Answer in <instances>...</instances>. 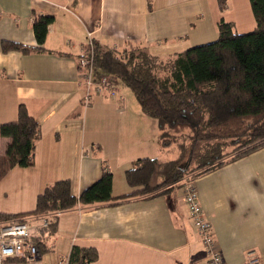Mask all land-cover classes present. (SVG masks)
I'll list each match as a JSON object with an SVG mask.
<instances>
[{"label":"crops","instance_id":"obj_1","mask_svg":"<svg viewBox=\"0 0 264 264\" xmlns=\"http://www.w3.org/2000/svg\"><path fill=\"white\" fill-rule=\"evenodd\" d=\"M249 5L227 0L221 10L218 0H0V124L15 121L24 104L41 133L33 164L13 166L0 178V212L34 210L37 195L60 179H70L78 196L103 171L113 174L112 195L120 197L132 190L124 172L134 160L163 150L174 152L172 160L179 157L175 144L161 146L157 121L117 81V97L97 95L83 107L77 59L88 32L103 47L140 45L165 59L215 40L220 19L236 29L252 26ZM36 14L53 17L44 50L3 53V40L36 46ZM9 141L0 137L4 153ZM187 177L162 194L60 212L47 238L50 248L28 264H67L73 245L97 249L98 259L89 264H207L183 201ZM192 184L223 264H244L250 250L264 264V147L194 176Z\"/></svg>","mask_w":264,"mask_h":264},{"label":"trees","instance_id":"obj_2","mask_svg":"<svg viewBox=\"0 0 264 264\" xmlns=\"http://www.w3.org/2000/svg\"><path fill=\"white\" fill-rule=\"evenodd\" d=\"M227 0H218L221 10ZM255 25L252 31L236 32L223 19L217 24L216 40L174 52L167 58L151 54L145 46L130 44L123 51L94 43L96 69L112 75L130 89L141 110L157 121L159 143L175 144L179 157L164 161L139 158L125 170L132 189L120 197L112 195L113 174L101 177L78 196L70 179L46 186L27 213L0 212V222L17 221L27 215L62 212L78 204H104L117 200L162 194L188 175H199L264 147V0H249ZM49 15L34 16L32 31L36 46L1 41V51L29 53L44 50ZM0 135L10 139L5 159L0 160V178L13 166L33 164L39 124L24 104L15 121L0 124ZM229 144L233 149L227 151ZM173 185V186H172ZM58 215L32 239L40 253L48 251L47 238L57 229ZM94 247L73 245L67 264H89L98 259ZM2 264H28L8 258Z\"/></svg>","mask_w":264,"mask_h":264},{"label":"built area","instance_id":"obj_3","mask_svg":"<svg viewBox=\"0 0 264 264\" xmlns=\"http://www.w3.org/2000/svg\"><path fill=\"white\" fill-rule=\"evenodd\" d=\"M77 66L79 69V82L83 86L84 91L81 98L83 107H88L92 98L97 95L107 94L110 98L118 96L114 87L115 78L108 73L99 71L95 67L94 41L92 40L91 32L87 33L82 53L77 59ZM118 98L120 99L121 97ZM183 194V201L196 227L198 239L206 252L207 264H223L222 256L217 250L215 240L212 237L210 223L203 216V210L192 182H185ZM59 213L33 214L17 221L0 222V264L8 258H24L29 262L39 256V249L32 243V239L39 234L41 228L49 225L53 216ZM244 264H260L254 250L247 252Z\"/></svg>","mask_w":264,"mask_h":264},{"label":"rangeland","instance_id":"obj_4","mask_svg":"<svg viewBox=\"0 0 264 264\" xmlns=\"http://www.w3.org/2000/svg\"><path fill=\"white\" fill-rule=\"evenodd\" d=\"M229 14H233L232 16L234 17V14H235V12L234 11H231V12H229ZM250 15V17H251V20L253 21V25L252 26H248V25H250V23L249 24H247V25H245L244 24V28H242V27H238L237 29H236V26L234 25L233 26V28H234V30L236 29V31H238L239 33H246V32H250V31H252L253 30V28H254V25H255V20H254V17L252 16L253 15V13H252V10H251V6L249 5V11H248V16ZM240 16H241V13H240ZM246 19L247 18H241L238 22H237V24L239 25V24H241V23H243V22H245L246 21ZM251 21V22H252ZM217 38H218V36H219V31H218V27H217ZM216 38V39H217ZM208 39H211V38H208ZM215 39V40H216ZM212 41H214V40H212ZM212 41H209L208 40V42H206V43H210V42H212ZM205 44V43H204ZM201 45V44H200ZM191 47H193V46H191ZM116 85L117 86H119L121 89H124L125 90V92L127 93V94H129V96L133 99V100H135V97H134V95H133V93L130 91V89L129 88H127V87H125V86H123L118 80H117V82H116ZM1 137V136H0ZM3 138H5V137H3ZM1 143V142H0ZM1 147V146H0ZM233 147H234V144H229L228 145V147H227V151H229V150H231V149H233ZM175 153H176V151H175ZM174 156V152L172 151V150H163V151H161L160 153H159V155H158V157H155V158H159V159H161V160H164V161H169V160H172V157ZM1 159H5V155H4V151H3V148L1 147V149H0V160ZM194 175V174H193ZM193 175H189V177H187L188 179H189V181L190 182H193ZM186 178V177H185Z\"/></svg>","mask_w":264,"mask_h":264}]
</instances>
